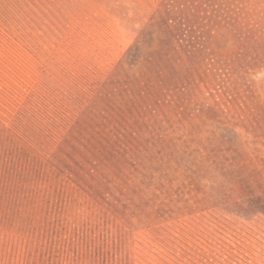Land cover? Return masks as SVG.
<instances>
[{
	"label": "rangeland",
	"instance_id": "374dc122",
	"mask_svg": "<svg viewBox=\"0 0 264 264\" xmlns=\"http://www.w3.org/2000/svg\"><path fill=\"white\" fill-rule=\"evenodd\" d=\"M0 264H264V0H0Z\"/></svg>",
	"mask_w": 264,
	"mask_h": 264
}]
</instances>
